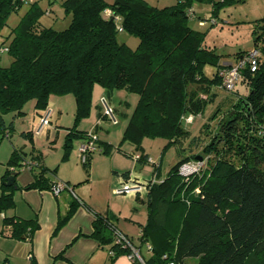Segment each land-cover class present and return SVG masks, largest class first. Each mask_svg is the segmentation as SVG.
<instances>
[{
	"label": "trees",
	"instance_id": "obj_1",
	"mask_svg": "<svg viewBox=\"0 0 264 264\" xmlns=\"http://www.w3.org/2000/svg\"><path fill=\"white\" fill-rule=\"evenodd\" d=\"M23 5L27 11L7 36L5 49L12 61L0 67V135L5 134L4 114L22 116L29 101L36 111H45L50 96L71 94L75 115L67 128V154L72 137L85 138L87 132L77 126L88 117L93 88L99 86L137 96L122 140L138 147L143 138H163L177 156L162 181L148 184L147 222L136 245L107 213H95L76 199L58 217L55 233L83 205L93 214L92 236L113 251L111 261L129 252L115 244L121 234L140 251L144 264H185L188 259L196 264H264V17L255 20L252 31L260 54L256 71L251 73L248 66L240 70L241 94L221 87L217 72L232 65L218 64L219 56L204 46V33L190 26V0L164 8L144 0H64L60 6L70 22L60 31L39 22L44 12L38 1L0 0V31ZM118 28L137 38L135 49L117 40ZM248 52L235 54L236 62ZM206 65L216 67L211 77L204 73ZM208 106L212 112L192 135L185 119L203 116ZM101 144V153L107 154L111 145ZM92 155L83 162L85 169ZM196 157L202 158L203 167L182 176L180 167L198 162ZM28 162L17 150L11 152L1 177L0 214L14 206V189L4 185L6 178ZM35 168L40 170L25 189L51 190L56 182L46 178L47 169L35 163L30 170ZM37 228L36 220L10 217L3 218L0 233L25 239ZM145 245L150 246L146 258Z\"/></svg>",
	"mask_w": 264,
	"mask_h": 264
},
{
	"label": "rangeland",
	"instance_id": "obj_2",
	"mask_svg": "<svg viewBox=\"0 0 264 264\" xmlns=\"http://www.w3.org/2000/svg\"><path fill=\"white\" fill-rule=\"evenodd\" d=\"M62 1L64 0H52L49 4L47 0H38V6L44 12L39 20L42 25L57 31L68 26L70 16L64 14L60 6ZM104 1L107 4L113 2V0ZM144 1L155 8L169 7L177 2V0ZM219 1L221 0H190L195 17V20H191L190 26L204 33V46L219 56L218 64L235 66L236 53L253 49L252 31L255 29V20L264 15V1L227 0L225 4L214 9L213 3ZM26 11L27 6L23 5L17 13L10 14L6 26L0 31V67L2 68L8 67L12 61L7 52L2 50L9 44L7 36ZM211 17H214L215 24L210 23ZM200 21L204 24L199 25ZM115 24L117 27L120 26L119 18H115ZM117 40L130 49H135L138 44L136 37L123 31L118 32ZM215 69L213 65H206L203 70L206 76L211 77ZM234 90L243 94L241 84L237 83ZM50 97L52 121L48 135L33 137L32 140L23 135V132L30 129L34 113L33 101L25 105V115L21 117H14L13 113L2 116L5 134L0 135V169L1 164L4 165L8 161L13 147L22 148L27 154L32 149H36L48 168L54 170V178L64 180L73 177L77 165L79 170H76V174L78 177L81 175L84 180L78 185L82 194L89 202H95V208L102 212L107 210L116 227L136 245L140 226L147 222L145 201L148 184L159 183L167 176L177 161L175 149L166 147L167 140L159 137L143 138L138 147L128 140H122L123 131L137 102L136 95L123 90L112 91L111 99L125 116L115 115L111 107L117 125L111 127L98 125V111L102 109V98L95 94L91 99L90 113L87 118L80 121L77 130L93 132L101 143H107L111 148L107 154H103L100 143V147L92 155L91 166L85 169L78 151L79 139L72 137L71 148L67 154L64 152L67 128H70L74 122L75 100L71 94ZM212 110L213 107L208 106L203 116L193 117L192 121L190 117L186 118L184 127L192 135H196ZM125 174L128 180H125ZM114 181L118 182L114 184ZM123 186L134 188V191L118 193L117 191ZM1 223L0 214V226ZM142 255L145 258L149 255L145 248L142 249ZM185 264H196V260L188 259Z\"/></svg>",
	"mask_w": 264,
	"mask_h": 264
},
{
	"label": "crops",
	"instance_id": "obj_3",
	"mask_svg": "<svg viewBox=\"0 0 264 264\" xmlns=\"http://www.w3.org/2000/svg\"><path fill=\"white\" fill-rule=\"evenodd\" d=\"M47 1L50 4L52 0ZM229 65L231 64H224L222 66ZM95 94L97 97L99 95L100 98L104 99L107 104L114 109L115 115L125 116V114L120 111L119 107H117L112 101V92L95 86L93 88L92 97L95 96ZM50 100L51 97L49 98L48 106L45 111H36L33 104L34 113L30 129L26 132H23L25 137L32 140L33 137L48 135L50 133L52 121V114H50L52 104H50ZM44 112H49L50 114L49 124L48 126L38 129L39 118ZM23 115H25V111ZM97 119L99 121L98 125L101 126L103 124V126L108 127L117 125H112L106 120V118L103 116L102 109L98 111ZM80 132L86 133L88 131L80 130ZM78 141L80 145L83 142V139ZM100 143L101 142L98 139V147ZM13 150H17L21 157L27 162L34 158L36 164L47 169L46 178L49 179L50 183H62L70 188L72 193H70L67 189L55 196L51 190L48 189H25L27 186L33 183V174L37 173L40 169L35 168L30 170L26 167L20 169L15 176V184L18 186V188L13 190L14 206L12 209L1 214V218L2 221L3 218L10 217L19 220H36L38 228L30 238L25 239H11L4 237L0 233V264H133L125 256H119L111 261L110 255L108 253L109 246H101L99 242L92 236L94 220L93 214L89 212L83 205L90 208L95 213L101 215L107 213L109 221L115 227L116 225L113 223V218L107 212V210L102 212L97 207L96 209L95 202H89L86 196L80 191L78 185L84 180H82L81 175L78 177L76 174V170H79L77 165H75V175L62 180L57 177L54 178L53 173L50 172L51 170L44 163V160H42L40 153L36 149H32L29 154L25 153L22 148L13 147L12 151ZM92 158L93 157H91V160ZM5 168L6 164H1L0 186L1 177L5 171ZM125 176V180H128L127 174H125ZM117 182L118 181H114L113 183L115 184ZM73 199L80 201L83 205H80L75 210L65 226L55 233L58 217L66 213ZM143 226L144 225L140 226V231ZM1 230L2 223L0 226V232ZM117 230L128 238V236L121 232L118 228Z\"/></svg>",
	"mask_w": 264,
	"mask_h": 264
},
{
	"label": "built area",
	"instance_id": "obj_4",
	"mask_svg": "<svg viewBox=\"0 0 264 264\" xmlns=\"http://www.w3.org/2000/svg\"><path fill=\"white\" fill-rule=\"evenodd\" d=\"M23 2H30L32 0H21ZM106 16H110V11L106 10L105 11ZM189 16L191 17L192 20H195L194 14L192 11L189 12ZM211 24H215V21L213 18L210 20ZM204 23L202 21L199 22V25H203ZM121 28H118V32H121ZM3 51H6L5 48L2 49ZM259 50L257 48H254L250 50L240 61L235 66H229V67H224L218 70L217 72V77L220 79L221 82V87L227 91L231 92L234 90L235 85L239 81L240 78V70L244 66L249 67V71L251 73L256 71V67L258 64V58H259ZM102 110H103V116L111 123L112 125L117 124V120L114 116L112 108L107 104V102L102 99ZM49 112H44L38 121V129H41L45 126H48L49 124ZM189 118V117H188ZM192 121V117L189 118ZM98 138L95 136L93 132H87L85 135V138L83 139V142L79 145L78 151L80 155L81 162L83 163L88 155L94 154L95 151L98 149ZM35 163L34 162H28L25 167L26 168H31L34 167ZM203 167L202 162H195V163H190L183 165L179 169V173L182 176H190L193 173L198 172L201 168ZM126 184V183H125ZM69 190L70 193L71 189L68 188L66 185L62 183H56L52 189L51 192L57 196L59 195L62 191L64 190ZM134 191V188H129L128 186H123L122 189L118 190V193H131ZM115 244H118L121 246L122 249L129 250L128 254L124 255L128 260H130L132 263L134 261L137 262V264H144L140 251L136 249L125 237H123L121 234H118L115 239ZM145 250L148 252L150 250L149 245L144 246ZM110 257L114 256L113 251L108 252Z\"/></svg>",
	"mask_w": 264,
	"mask_h": 264
},
{
	"label": "water",
	"instance_id": "obj_5",
	"mask_svg": "<svg viewBox=\"0 0 264 264\" xmlns=\"http://www.w3.org/2000/svg\"><path fill=\"white\" fill-rule=\"evenodd\" d=\"M195 160L198 161V162H201L202 158L201 157H196ZM16 174H17V172H13L10 176H8L6 178L5 183H4V185L6 187H13V189H17L18 188V186L16 184L14 185Z\"/></svg>",
	"mask_w": 264,
	"mask_h": 264
}]
</instances>
